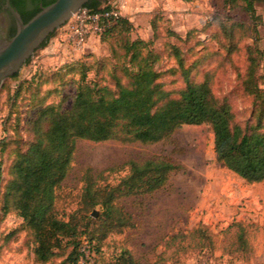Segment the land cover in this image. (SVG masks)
I'll list each match as a JSON object with an SVG mask.
<instances>
[{
    "label": "rangeland",
    "instance_id": "obj_1",
    "mask_svg": "<svg viewBox=\"0 0 264 264\" xmlns=\"http://www.w3.org/2000/svg\"><path fill=\"white\" fill-rule=\"evenodd\" d=\"M107 7L132 19L129 34L115 29L100 38L96 22L87 21L79 46L70 30L74 15L0 88V141H6L0 144V264H42L24 222L14 212L4 214L1 200L15 152L32 138L31 122L47 105L70 110L83 83L117 91L119 79L127 86L120 47L126 38L150 42L143 53L158 57V83L168 100L179 99L188 83L208 78L216 101L231 107L234 123L264 134V106L250 94L255 88L264 93V1L254 4V16L244 2L232 6L227 0L101 1L100 10ZM149 160L177 168L158 191L120 198L116 203L130 226L92 244L83 236L77 264H108L123 249L140 264H264V181L248 183L223 166L207 125H181L148 145L79 140L59 191V210L69 215L78 209L87 172L99 186H115L129 174L131 162ZM101 213L96 207L89 216L96 220ZM70 251H58L45 264H69Z\"/></svg>",
    "mask_w": 264,
    "mask_h": 264
},
{
    "label": "trees",
    "instance_id": "obj_2",
    "mask_svg": "<svg viewBox=\"0 0 264 264\" xmlns=\"http://www.w3.org/2000/svg\"><path fill=\"white\" fill-rule=\"evenodd\" d=\"M55 1L44 0L43 7ZM227 1L232 6L238 1L244 2L246 12L254 16V4L264 0ZM100 6L101 1L90 0L84 8L92 14L113 9L100 10ZM41 9L24 14V22ZM99 26L100 38L115 29L127 34L133 30V24L122 15L102 18ZM149 43L139 38L120 42L124 51L121 58L127 61L124 72L130 79L127 86L119 79L117 91L93 82L83 83L70 110L61 112L54 105H47L38 112L30 124L32 138L24 149L15 152L10 179L1 197L2 211L4 214L14 212L22 219L33 237L37 262L48 263L58 251L69 248L71 251L65 261L77 264L82 256L79 250L83 236L92 244L130 226L128 217L116 203L120 198L158 191L177 168L162 160L131 162L125 178L115 186L105 187L99 186L98 178L87 172L82 178L78 209L68 215L59 210L58 195L71 171L79 140L148 145L163 141L181 125H207L214 133L217 159L223 166L248 183L264 181V134L236 125L231 107L216 101L208 78L202 83H188L179 99L168 100L169 93L158 83L162 75L155 68L158 57L150 52L143 53ZM176 53L179 55L180 51L176 49ZM176 60L183 68V61L178 57ZM184 74L188 82L189 69ZM16 77L17 74L12 78ZM85 79L86 73L82 82ZM250 94L264 106V93L260 89L250 90ZM160 102L164 103L157 107ZM5 142L2 140L0 144ZM1 171L0 167V180ZM96 207H101L102 213L93 220L89 213ZM91 228H95L92 229L95 232H91ZM108 264L140 263L130 251L123 249Z\"/></svg>",
    "mask_w": 264,
    "mask_h": 264
},
{
    "label": "water",
    "instance_id": "obj_3",
    "mask_svg": "<svg viewBox=\"0 0 264 264\" xmlns=\"http://www.w3.org/2000/svg\"><path fill=\"white\" fill-rule=\"evenodd\" d=\"M89 1L56 0L42 7L40 12L24 23L20 14L11 8L10 0H7L17 31L13 37L5 39L2 36L3 16L0 15V88L6 79L18 74L50 36L65 26Z\"/></svg>",
    "mask_w": 264,
    "mask_h": 264
},
{
    "label": "flooded vegetation",
    "instance_id": "obj_4",
    "mask_svg": "<svg viewBox=\"0 0 264 264\" xmlns=\"http://www.w3.org/2000/svg\"><path fill=\"white\" fill-rule=\"evenodd\" d=\"M43 2L44 0H10L9 3L11 8L20 14L24 22V14H30L36 8H42ZM0 15L3 16L2 36L9 39L16 34L17 26L10 9L7 7V0H0Z\"/></svg>",
    "mask_w": 264,
    "mask_h": 264
},
{
    "label": "built area",
    "instance_id": "obj_5",
    "mask_svg": "<svg viewBox=\"0 0 264 264\" xmlns=\"http://www.w3.org/2000/svg\"><path fill=\"white\" fill-rule=\"evenodd\" d=\"M121 16V13L118 9H112L105 13L100 14H92L89 10L83 8L75 15L76 21L71 26V31L73 32V36L75 37L76 43L81 46L84 42V38L87 34V29L85 23L87 21H95L97 24V31H101L99 23L102 18L109 19V18H118Z\"/></svg>",
    "mask_w": 264,
    "mask_h": 264
},
{
    "label": "crops",
    "instance_id": "obj_6",
    "mask_svg": "<svg viewBox=\"0 0 264 264\" xmlns=\"http://www.w3.org/2000/svg\"><path fill=\"white\" fill-rule=\"evenodd\" d=\"M130 22H132V19H130ZM133 23V22H132ZM142 40H145V39H143V38H141Z\"/></svg>",
    "mask_w": 264,
    "mask_h": 264
}]
</instances>
